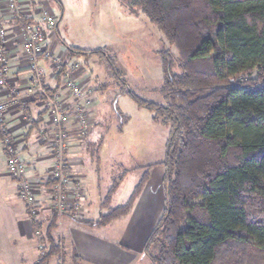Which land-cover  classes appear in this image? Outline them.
<instances>
[{"label":"trees","instance_id":"obj_1","mask_svg":"<svg viewBox=\"0 0 264 264\" xmlns=\"http://www.w3.org/2000/svg\"><path fill=\"white\" fill-rule=\"evenodd\" d=\"M133 4L140 5L177 53L159 52L164 73L160 104L140 98L125 81L121 90L168 129L164 159L143 168L125 205L109 206L119 179L101 203L108 213L96 221L70 218L89 228L126 218L151 169L162 166L165 207L142 252L149 264H264V0ZM63 45L67 59L58 81L74 55L101 52ZM109 66L121 79L110 58ZM46 87L53 94L59 90ZM96 125L95 118L88 135L77 133L85 150L84 140ZM59 219L53 213L46 223L32 220L43 247L36 264H50L55 258L67 264L63 243L55 237ZM71 264H80L77 254Z\"/></svg>","mask_w":264,"mask_h":264},{"label":"rangeland","instance_id":"obj_2","mask_svg":"<svg viewBox=\"0 0 264 264\" xmlns=\"http://www.w3.org/2000/svg\"><path fill=\"white\" fill-rule=\"evenodd\" d=\"M43 4L57 18L55 39L60 44L101 51L76 54L71 59L89 74L96 89L98 122L95 132L84 140L87 150L80 144L76 155L79 164L84 160L85 183L94 201L93 215L86 219L97 220L109 211L102 208L101 203L113 182L122 179L109 205L116 208L129 200L144 172L143 167L163 161L168 138V129L153 121L151 111L138 107L128 94L121 92L125 88L123 81L140 98L160 104L164 73L159 52L171 49L175 56L177 53L133 0H43ZM108 57L116 65L121 79L109 70ZM120 114L126 118L125 123L118 118ZM156 168L148 193L156 194V208L160 214L165 207V193L159 177L162 167ZM43 216L48 219L49 214L43 213ZM127 222V218H122L106 229L94 228V231L118 242L128 229ZM60 232L63 231L59 229L56 241L61 243ZM65 241L64 247L68 250L67 238ZM65 258L66 263L71 264V257ZM139 260L137 264H149L142 253ZM225 262L229 264L228 260ZM50 264L61 263L55 258Z\"/></svg>","mask_w":264,"mask_h":264},{"label":"crops","instance_id":"obj_3","mask_svg":"<svg viewBox=\"0 0 264 264\" xmlns=\"http://www.w3.org/2000/svg\"><path fill=\"white\" fill-rule=\"evenodd\" d=\"M3 1L0 0V26L8 30L5 51L9 58V72L7 74L9 85L3 87L0 93L2 98H6L9 95L10 89L17 87L20 90H24L32 77V73L23 56L22 38L18 25L5 13ZM33 1L31 17L34 20H40L43 12L47 9L50 10V8L44 6L43 0ZM57 31L58 24L54 34L49 39L48 47L55 54L61 55L66 60V49L62 47L63 44H60L55 39ZM70 62H73V60ZM39 63L45 71V85L52 89L58 86L59 90L62 91L61 80L58 81L52 75L50 66L43 60H40ZM78 79L81 83L94 88L92 78L83 68L78 74ZM95 106L93 108L95 110L94 120L96 118L97 124L98 116L96 115L97 107ZM22 113L32 115L34 121L42 122L36 127L32 124H25L20 120ZM7 122L14 136L21 141L20 154L28 165L29 177L34 182H39V198L43 204V211L39 221L46 223L47 219L44 216L42 217V215L43 213L50 215L49 200L52 183L47 179V176L52 165V160L50 159L47 147L38 138L39 134L49 126L48 112H46L45 107L40 101L30 100L24 109L10 112L7 116ZM71 130L72 137L67 152L70 164L69 171L82 182L85 189V197L82 202L83 211L78 219L94 221L96 219H86V217L90 218L93 215L94 201L90 198V191L87 189L85 183V175L82 170L84 160L79 164L78 155H76L77 147L81 144V141L77 138L76 128L71 126ZM155 168L156 166L151 169L150 179L133 211L126 217L128 219V229L124 231L125 235L118 242H113L107 237L98 235L95 233L94 228L77 224L70 216H63L59 219V226L55 231V237L59 233V229L63 231L60 232L63 236V246L66 243V238L69 244L68 250L64 247L68 258L77 254L80 258V264L139 263V255L143 252L148 237L163 214V211L160 214L157 212L156 194L148 193V187L150 183L152 184L151 179ZM159 169H161L159 177L162 178L163 182L165 170L163 167ZM34 221L30 219L28 208L19 197L17 183L8 175L0 136V264H36L41 259L42 252L40 249L42 243L35 236ZM107 227L102 229H106Z\"/></svg>","mask_w":264,"mask_h":264},{"label":"built area","instance_id":"obj_4","mask_svg":"<svg viewBox=\"0 0 264 264\" xmlns=\"http://www.w3.org/2000/svg\"><path fill=\"white\" fill-rule=\"evenodd\" d=\"M33 0H4V10L10 19L18 25L22 38L23 56L28 63L32 77L27 87L20 90L10 89L6 98L0 93V136L5 154L7 172L18 185L20 199L28 208L31 220H39L43 204L39 198V182L29 177L28 165L20 154L21 141L14 136L7 116L14 110L24 109L30 100L40 101L49 115V126L39 134L41 141L48 150L52 160L47 179L52 183L50 189V214L59 217H80L85 190L82 182L69 171L67 152L69 149L72 130L81 136L88 135L94 122V105L96 92L92 87L81 83L78 74L82 66L78 62H70L62 73V91L54 94L45 85V71L40 60L45 61L56 78L62 71L64 58L55 54L48 47L49 39L54 34L58 21L51 10H45L40 20L31 17ZM8 30L0 26V92L9 85V58L5 51ZM21 122L31 124L34 118L22 113ZM36 237L40 236L38 231ZM41 245V251L43 253Z\"/></svg>","mask_w":264,"mask_h":264}]
</instances>
